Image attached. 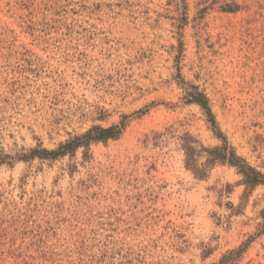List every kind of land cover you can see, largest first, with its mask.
<instances>
[{
    "label": "rangeland",
    "instance_id": "obj_1",
    "mask_svg": "<svg viewBox=\"0 0 264 264\" xmlns=\"http://www.w3.org/2000/svg\"><path fill=\"white\" fill-rule=\"evenodd\" d=\"M230 252L264 264V0H0V264Z\"/></svg>",
    "mask_w": 264,
    "mask_h": 264
},
{
    "label": "trees",
    "instance_id": "obj_2",
    "mask_svg": "<svg viewBox=\"0 0 264 264\" xmlns=\"http://www.w3.org/2000/svg\"><path fill=\"white\" fill-rule=\"evenodd\" d=\"M227 9H232V5H229ZM234 9H232V11ZM191 97H192V102L200 105L203 109L207 111L208 114H210L207 99L205 98L203 94L195 91ZM119 135H120V129L118 127H112L108 129H103L101 127H93L90 130H88L85 134L81 136H76L72 138L71 140L66 141L63 144H60L58 148L55 150H52V151L43 150L42 152L44 155H47L48 158L50 159L63 157L67 154L69 156H73L74 152L80 147H83L84 150L86 151L88 150L91 143H97V142L105 143L109 139H116ZM34 152H38V151H34ZM208 154H213V156L211 157L209 156L210 158L207 160V162L209 163L214 162L215 160L224 161L226 159V155L220 154L219 149H217L214 152H208ZM187 156L189 158V161H191L192 157L194 156V152L190 148H187ZM237 160L238 158L231 156L229 158V163L237 161ZM241 171H242V168H241ZM258 176L259 174H256V173H252V174L244 173V181H245L244 183L247 186L248 185L255 186L258 183V179H257ZM233 254L235 253L230 252L227 255L223 256V259L221 260L220 264L233 262L236 258L235 255L233 256Z\"/></svg>",
    "mask_w": 264,
    "mask_h": 264
}]
</instances>
